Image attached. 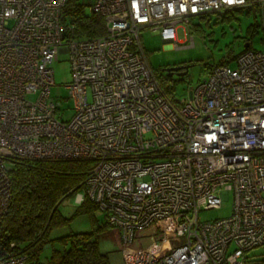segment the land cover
Instances as JSON below:
<instances>
[{"label":"built area","instance_id":"built-area-1","mask_svg":"<svg viewBox=\"0 0 264 264\" xmlns=\"http://www.w3.org/2000/svg\"><path fill=\"white\" fill-rule=\"evenodd\" d=\"M66 2L0 0V224L11 163L84 159L95 162L85 194L124 243L156 230L147 246L123 249L125 264H246L264 246V49L208 65L178 99L151 66L141 31L177 43L196 16L249 8L264 32V0H93L106 33L83 37L63 20ZM62 53L73 76L70 120L51 96ZM230 194L229 216L201 219ZM27 260L21 250L0 253V264Z\"/></svg>","mask_w":264,"mask_h":264},{"label":"rangeland","instance_id":"rangeland-1","mask_svg":"<svg viewBox=\"0 0 264 264\" xmlns=\"http://www.w3.org/2000/svg\"><path fill=\"white\" fill-rule=\"evenodd\" d=\"M93 2V0H91ZM87 14H92L90 4L86 7ZM188 34L183 28L179 29V42H166L159 31L144 28L141 38L147 52L149 62L159 74L163 85L178 99L189 98V90L207 74L208 65L222 61L235 65L236 56L243 51L245 43L250 42V47L264 49L263 29L257 22L254 11L249 8L239 9L232 13L219 15L196 16L190 25H187ZM179 63L192 64L185 75L174 74L168 76L164 68ZM55 85L51 88L52 98L60 103L58 115L70 120L74 115V99L70 96L68 84L73 76L71 63L67 53H62L60 59L53 64ZM90 161V166L94 165ZM85 190L67 195L60 203V210L66 216L75 214L71 222L65 227L53 231L52 236H60L70 232L78 233L94 229L98 225L106 224L100 231V247L107 252L111 264H125L123 249H140L151 242V234L155 233L154 227L140 229L134 242L124 243L121 239L119 228L107 222L106 214L98 208L82 207ZM233 196L223 200L219 207L202 210L201 219L213 220L229 216L233 209ZM56 247H59L57 244ZM47 249L41 255V261L46 262ZM51 251V250H50ZM25 264H35L29 259ZM246 264H264V246H259L247 253Z\"/></svg>","mask_w":264,"mask_h":264},{"label":"trees","instance_id":"trees-1","mask_svg":"<svg viewBox=\"0 0 264 264\" xmlns=\"http://www.w3.org/2000/svg\"><path fill=\"white\" fill-rule=\"evenodd\" d=\"M89 4L91 0L66 2L63 20L75 22L72 34L76 36L106 33L104 17L87 14ZM89 168L90 160L84 159H25L11 163L12 198L0 224V253L21 250L35 264H111L109 254L100 247V231L106 224L90 231L52 236L54 230L65 227L74 218L75 214L64 215L59 206L65 196L84 189ZM82 207L97 208L87 194ZM47 249L51 250H48L50 254L46 256V262H42L41 255Z\"/></svg>","mask_w":264,"mask_h":264},{"label":"water","instance_id":"water-1","mask_svg":"<svg viewBox=\"0 0 264 264\" xmlns=\"http://www.w3.org/2000/svg\"><path fill=\"white\" fill-rule=\"evenodd\" d=\"M250 47V42L245 43V48ZM192 64H180V65H173L164 68L168 72V76H172L174 71H177V74L179 75H185L188 73L189 68Z\"/></svg>","mask_w":264,"mask_h":264},{"label":"flooded vegetation","instance_id":"flooded-vegetation-1","mask_svg":"<svg viewBox=\"0 0 264 264\" xmlns=\"http://www.w3.org/2000/svg\"><path fill=\"white\" fill-rule=\"evenodd\" d=\"M180 64H188V63H179V64H175V65H180ZM174 74H177V71H174V72H173V75H174Z\"/></svg>","mask_w":264,"mask_h":264},{"label":"crops","instance_id":"crops-1","mask_svg":"<svg viewBox=\"0 0 264 264\" xmlns=\"http://www.w3.org/2000/svg\"><path fill=\"white\" fill-rule=\"evenodd\" d=\"M47 247H49V245H47ZM50 254V252L48 251V254L47 255H49Z\"/></svg>","mask_w":264,"mask_h":264}]
</instances>
